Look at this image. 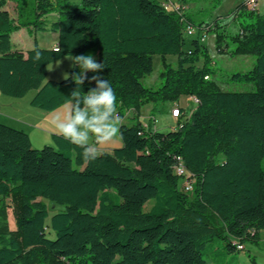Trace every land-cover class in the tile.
Masks as SVG:
<instances>
[{
  "label": "trees",
  "instance_id": "trees-1",
  "mask_svg": "<svg viewBox=\"0 0 264 264\" xmlns=\"http://www.w3.org/2000/svg\"><path fill=\"white\" fill-rule=\"evenodd\" d=\"M47 1L16 0V21L0 0L3 94L20 98L35 90L32 106L59 108L76 84L72 75L47 79L48 65L91 50L106 66L102 75L122 121L149 102L157 109L194 96L197 105L181 107L169 131L146 130L139 118L122 122L123 145L91 163L56 132L54 145L35 148L27 132L0 121V264H239L236 254L247 241L260 242L264 229V15L244 1L234 9L240 28L230 36L234 53L252 54L255 62L230 80L255 88L224 90L201 40L217 34L221 48L228 36L221 18L186 13L196 32L184 49V22L158 0H59L49 7ZM56 10L59 17L49 21ZM20 28L58 32V44L41 47L35 40L26 52L13 49L12 33ZM155 54L178 57L175 64L163 61L156 88L141 80L153 71ZM92 87L86 81L80 94ZM179 158L194 176L191 191L175 172ZM50 204L63 208L50 216Z\"/></svg>",
  "mask_w": 264,
  "mask_h": 264
},
{
  "label": "rangeland",
  "instance_id": "rangeland-1",
  "mask_svg": "<svg viewBox=\"0 0 264 264\" xmlns=\"http://www.w3.org/2000/svg\"><path fill=\"white\" fill-rule=\"evenodd\" d=\"M159 2L165 0H158ZM180 1V0H179ZM243 0H223L217 8L213 9V4L215 0H188L186 5L185 13L188 14H204L209 13V21L219 17L221 21H224V25L220 28L224 35L228 36L221 41V48L217 45V34L209 33L206 35L205 40L203 41L209 48V52L212 55L214 60V66L217 68V73L214 78L218 81L220 87L226 90H252L254 89L253 84L249 83H238L231 82L230 76L236 71H248L253 67L255 62V56L252 54H235V42L230 38L231 35L236 34L240 31L239 24L236 18H234V9L236 6L241 3ZM65 4H78L82 3V0H63ZM58 5L59 0H48L46 6ZM7 8L9 9L11 15L18 21V9L16 5V0H7ZM258 13L264 15V6L262 7V1L259 0V9ZM51 13H58V10ZM211 13V15H210ZM242 18V17H241ZM55 16H49V20H55ZM38 37L40 44L42 46H47L53 39L51 32L39 31L38 33L32 32L26 28L17 29L12 33L13 46L21 50H28L35 45V40ZM192 36H186V44L184 49H187L191 46ZM91 53L94 55L97 60V56L91 50L86 54ZM71 56H64L58 60L51 62L48 65V75L47 79H57L61 80L66 78L69 75H72L74 72H79L78 67H71V61L67 58ZM177 55H166L163 57L160 54H155L153 56V71L150 74L142 77V82L146 86L158 87L161 85V72L163 70V61L167 63L175 64L177 61ZM201 65V63H199ZM36 91L31 90L24 97H13L0 92V104L3 114H7L8 117L0 115V120L3 123H6L15 128L24 130L30 135L32 144L35 148H42L45 145H54L53 140H46V132L42 129H37L35 126H41V116L31 109H40L34 107L30 104L31 98L35 95ZM192 102V103H191ZM180 104L189 103L187 99H180ZM191 106L188 111H192L197 105L196 100L190 101ZM146 109V108H144ZM187 109V108H186ZM42 109H40L41 111ZM14 117V118H13ZM158 126L160 131H169L172 129L171 122L172 120H167L165 116L159 117ZM128 121L133 122L132 118H129ZM28 123L35 125L31 127ZM264 164V161H263ZM186 179H181V184L184 183ZM154 202L153 200L151 201ZM151 202L146 204V209L151 206ZM50 206V216L56 212L58 208H63L61 205H54L53 208ZM10 224L13 229H15V213L13 206L10 207ZM260 235L264 237V229L261 230ZM55 237V235H53ZM217 244H224L223 241H218ZM239 264H264V240L260 242H254L252 240L247 241L246 250L240 253H237ZM211 264H215L211 261Z\"/></svg>",
  "mask_w": 264,
  "mask_h": 264
},
{
  "label": "clouds",
  "instance_id": "clouds-1",
  "mask_svg": "<svg viewBox=\"0 0 264 264\" xmlns=\"http://www.w3.org/2000/svg\"><path fill=\"white\" fill-rule=\"evenodd\" d=\"M57 51L62 49L57 47ZM41 59V51L34 50V62ZM67 59L72 62L71 67L80 69L72 74L76 88L69 96L67 113L54 117L51 123L57 135L82 150L83 161L95 162L102 155L100 147L119 135L122 118L117 112V97L111 83L102 75L104 62H97L91 53L71 55ZM89 72L94 75L89 77ZM86 81L94 82L95 87L81 95V86Z\"/></svg>",
  "mask_w": 264,
  "mask_h": 264
},
{
  "label": "crops",
  "instance_id": "crops-1",
  "mask_svg": "<svg viewBox=\"0 0 264 264\" xmlns=\"http://www.w3.org/2000/svg\"><path fill=\"white\" fill-rule=\"evenodd\" d=\"M260 1H262V7H263L264 6V0H260ZM49 16H55V18L57 19L59 17V13H49L48 19H49ZM43 32H51L53 39L47 46H42L40 44L38 37H37L36 40H37L38 45L41 47H55L58 44L59 33L54 32V31H43ZM12 44H13V41H12ZM13 49L21 50L19 48H15L14 46H13ZM22 51H24V50H22ZM26 51H24V52H26ZM95 56L98 57V53H95ZM184 98L187 99L189 101V103L180 104L179 101L168 102V103H166V104H164L161 107L156 109L154 107V103L149 102V103L145 104L144 106H142L139 110L130 109L128 111L127 116L125 117V119L122 122L131 124L132 122L128 121L129 118H132V119L139 118V120H141L143 123H145V122L149 121L150 115H154L157 119V121L155 123V129L160 130V127L158 126L157 123L160 120L159 117L161 115V116H165L167 118V120H172V122H171L172 129H175L178 126L179 118L172 115V109L174 108V106L179 105V106L185 107V108H187V110H189V107L191 106V103H192V102L190 103V101L195 100L194 96H182L180 99H184ZM0 99H1V97H0ZM144 108H146V109H144ZM67 109H68V104H65V105H63V106H61L55 110H44V109H42L40 111V109H34L33 108L31 110L35 111L37 114H39L41 116V118H40L41 122H37V123H40L41 126H35L33 124H30V123H28V124L31 127L35 126V128H37V129L43 128V130L46 132V140H50V139L52 140V134L55 133L56 130L52 126L51 122H52L54 117H56L58 115L62 116L64 114H66ZM1 111H2V108H1V104H0V115H3L4 117H8L7 114H3V112H1ZM122 145H123L122 139L120 138V135H118V137L113 142H111L107 145L101 146L100 151L101 152H112L115 148L121 147ZM260 237H261V240H264V237L262 235H260ZM245 248H246V245H245Z\"/></svg>",
  "mask_w": 264,
  "mask_h": 264
},
{
  "label": "built area",
  "instance_id": "built-area-1",
  "mask_svg": "<svg viewBox=\"0 0 264 264\" xmlns=\"http://www.w3.org/2000/svg\"><path fill=\"white\" fill-rule=\"evenodd\" d=\"M247 8L253 11H257L259 9V0H243ZM161 5L168 12L176 13L180 20L184 22V33L185 35L192 36L195 34V27L187 20L186 17V5L184 2L179 0H165L161 2ZM206 36H202L201 40L204 41ZM208 78V77H207ZM197 101V98L194 97ZM172 115L175 117H179L181 115V106L175 105L172 109ZM157 119L154 115H150L149 121L144 123V127L146 130L155 129V123ZM154 127V128H153ZM175 172L182 178L186 179L182 184V187L185 191H191L194 184V176L192 172L186 167V165L179 158L178 163L175 166ZM239 248H243V245H238Z\"/></svg>",
  "mask_w": 264,
  "mask_h": 264
}]
</instances>
